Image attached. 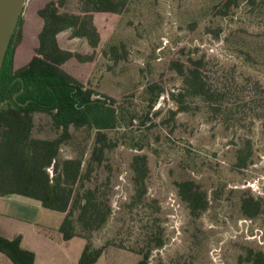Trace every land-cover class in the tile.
<instances>
[{"label":"rangeland","instance_id":"rangeland-1","mask_svg":"<svg viewBox=\"0 0 264 264\" xmlns=\"http://www.w3.org/2000/svg\"><path fill=\"white\" fill-rule=\"evenodd\" d=\"M48 1L27 0L18 26L24 46L10 47L5 55L13 69L28 61L42 25L37 10ZM218 1L128 0L115 22L96 18L101 27L96 55L84 38L70 36V29L58 34L63 48L91 56L88 61L68 60L62 69L92 88L93 97L103 99L106 94L137 115L126 128L106 130L116 145L84 182H106L112 206L109 221L91 234L92 243L113 240L125 247L109 245L96 264H136V251L154 217L164 228L165 244L152 251L149 264H238L237 256L247 248L264 252V213L248 218L240 210L243 194H264V6L244 1L227 15H212L211 7ZM59 11L77 14L80 2L66 0ZM112 45L118 58L110 55ZM189 57L203 59L207 84L219 94V110L195 96L187 99V110L172 116L177 105L163 92L146 114V83L157 81L178 91L182 79L171 68V59L187 63ZM70 132L59 158L80 157L84 168L94 130L71 126ZM58 133L47 113H34V137L52 139ZM246 143L252 154L246 166L238 167L237 151ZM137 153L146 155L148 174L146 193L133 204L130 161ZM182 179L196 181L208 193L209 207L197 218L178 198L175 182ZM28 215L42 242L41 235L55 239L63 213L39 206ZM77 242L78 238L55 243L51 260L45 253L46 264H61L62 255L64 263L71 264ZM38 246L43 254L45 246L40 241ZM0 264L11 263L0 254Z\"/></svg>","mask_w":264,"mask_h":264},{"label":"trees","instance_id":"trees-1","mask_svg":"<svg viewBox=\"0 0 264 264\" xmlns=\"http://www.w3.org/2000/svg\"><path fill=\"white\" fill-rule=\"evenodd\" d=\"M78 1L80 11L77 14L59 11L66 0L46 2L37 10L42 18V25L28 61L13 69L6 56L3 60L0 69V103H3L0 106V196H25L39 201L43 208L63 213L58 226L61 238L64 241L75 236L83 238L85 243L77 264H94L109 245L117 243L113 240H106L99 246L92 243L91 234L106 225L112 214V206L106 182L95 185H85L84 182L90 179L95 167L103 164L108 150L116 145L106 130L126 128L137 115L116 104V100L106 94L103 99L93 97L92 88L85 87L81 81L62 69V65L68 60L88 61L91 56H83L63 48L58 34L70 29V36L84 38L93 50L92 55H96L101 40V27L96 18L102 17L111 24L128 2ZM244 1L252 6H264V0H219L211 7V14L227 15L232 8ZM21 23L19 16L8 46L12 50L20 44L22 46L24 42L18 28ZM109 52L113 59L118 58L115 45L109 47ZM170 66L181 77L182 87L175 92L157 81L146 83V114L163 92L168 100L177 105V109L170 111L172 116L179 110H187V99L195 96L208 101L213 110H219V94L207 84L206 67L201 57H189L187 63L171 59ZM35 112L50 116L52 126L59 131L54 138H37L32 135ZM144 123L145 121L142 124ZM71 126H85L94 130L92 147L84 168L80 157L59 158L61 145L71 138ZM137 148L140 149L141 145ZM251 154L249 143L239 148L236 166H246ZM130 170L134 187L130 203L134 204L141 201L146 193V155L134 154ZM175 185L178 198L186 205L192 218L199 217L208 209V193L196 181L182 179L176 181ZM263 196L264 194H243L240 199L242 214L255 218L264 213ZM149 204L152 208L159 209ZM148 227L144 242L136 251L140 256L136 264H149L152 251L161 249L165 244L164 228L159 217H154ZM117 245L125 248L122 244ZM0 254L11 264H34L35 253L23 247L20 234L11 238L0 234ZM237 262L264 264V252L247 248L237 256ZM157 264L166 263L159 261Z\"/></svg>","mask_w":264,"mask_h":264},{"label":"crops","instance_id":"crops-1","mask_svg":"<svg viewBox=\"0 0 264 264\" xmlns=\"http://www.w3.org/2000/svg\"><path fill=\"white\" fill-rule=\"evenodd\" d=\"M9 196H13V197L12 198L10 197L11 199H7V196L3 197V207H2L3 219L0 220V231L3 232V234L1 233L0 234L8 238L20 234L22 237L23 247L30 249L35 253L34 264H46V258H47L45 257L47 256L45 254L46 251L47 254L50 255V259L48 257V261L51 260V254H53L52 248L55 247V243L57 244H61L62 242L68 243L69 241L78 238L79 242L76 243L77 252L75 254V257L73 258V261H71L72 263L74 262L75 264H77V259L85 243L84 239L75 236L67 241H64L61 238L60 233L58 232L54 240L50 236L41 235V238L44 239V241L42 242L40 240V232L38 231V229L33 227L32 221L28 215L30 213V210H37L39 206H41L39 201L16 194ZM39 241L45 246L43 254H41L40 248L38 246ZM54 252L56 251L54 250ZM61 261H62L61 264H65L64 263L65 255L61 256ZM96 262L94 264H96Z\"/></svg>","mask_w":264,"mask_h":264},{"label":"water","instance_id":"water-1","mask_svg":"<svg viewBox=\"0 0 264 264\" xmlns=\"http://www.w3.org/2000/svg\"><path fill=\"white\" fill-rule=\"evenodd\" d=\"M27 0H0V69Z\"/></svg>","mask_w":264,"mask_h":264}]
</instances>
